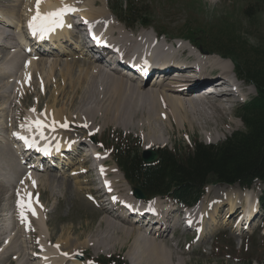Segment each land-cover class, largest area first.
<instances>
[{
  "label": "rangeland",
  "instance_id": "rangeland-1",
  "mask_svg": "<svg viewBox=\"0 0 264 264\" xmlns=\"http://www.w3.org/2000/svg\"><path fill=\"white\" fill-rule=\"evenodd\" d=\"M13 1L14 0H4V10L7 6L13 4ZM132 1L137 5V7L141 6V4L144 5L143 7H145L148 15L147 17L150 20V27H143L140 25H134L130 27L126 24V22H123L117 16L116 11L118 8V4H124V0H94L93 4L95 5L94 7L98 9V11L107 10V12L112 16L109 17V20H112V18H114L119 24L129 27L127 29L131 28L134 31L136 30L137 32L139 30L149 31L152 29L151 27H153V30H155V32L152 30V34L148 33V35L152 36L157 32V34H160L162 38H164V40L169 43V45L172 43L181 45L180 49L178 48L175 52H173L175 53V56H178V58L176 59H183L186 61L192 60V63L201 62L202 66L207 70L208 77H212L211 72L215 70V68H219L216 66L211 67L207 63L208 60H205L203 57H196L195 55H197L196 53L199 50H197L196 48L193 49V47L189 45L187 40L177 39V36L182 37L185 29L189 28L196 30V32L198 31L197 34L205 36L206 39L210 40L213 38L212 35H215V33H220V28H222L223 31L226 32V29H224V25L230 23L231 26L227 30H230L234 25H236V27L239 29L251 32V35H249L248 37L251 43H255L256 40L260 39L264 41V0ZM20 2L21 3L19 5V9L16 12L17 15L14 16L16 18L18 26L23 23V20L21 18H18V14L20 15L22 14V12L24 14L27 13L26 9H24L23 7V4H25V0H20ZM26 3L28 4L30 2L26 1ZM111 7L116 8V10L111 9ZM245 9L248 10L250 16L254 15V18H248V16L244 13ZM10 10L11 9H9L8 12ZM11 26H4L5 34L15 31V36L20 41L23 37V33L20 32V28H13ZM207 32H209L210 35L207 36ZM107 33L109 34L110 39H113L112 41H116L115 37L113 38V35H115L117 38L119 36L116 32L113 31H107ZM156 36V40H154L153 42L157 44L159 41L161 42L162 38L161 36ZM13 44H15V40H13ZM72 44H68V46L66 47L68 50L73 51V53L62 55L63 57H60L58 59L56 58L57 60L54 58L55 56H51V54L50 59L45 58L46 56H43V58L41 56L39 57V59H37L36 56L33 57V59L35 58L36 60H48L46 64L44 63V66H38L39 70L36 72L34 70L35 73L33 75L32 67L30 69H25L27 61L25 62V60H23L26 59L24 58V56H22V61L24 62H21L20 64H18L17 60H15V64L11 65L10 61H8V58H4L3 62L2 60H0V68L3 66L4 68H6V71L4 72V82H6L7 80H10V82H14V91L12 90V88H10V95L8 94V98L7 95H4V98L2 97L1 99L8 101L10 96V100H12L10 102H17V104L19 105V102H21L20 120H28V118L35 120L39 118L41 120L50 121V119L54 117V113L57 111V109H60V107H62L63 109H65V112L61 117V120L64 122H58V124L67 123L68 128L65 129L58 126L56 127L58 129L54 132L53 135L63 137L70 136L77 140H93L98 150L93 155L90 153H85L84 155H82V157L85 155L88 157L93 156V158L96 157V155H100V157L103 156L106 162H104L105 166H107L105 168L115 171H117L116 168L118 169V167L111 158L108 147L112 142H115L119 135L121 137H129L131 140L130 145L132 149L134 151L136 150L138 153H140L144 148L155 150L162 146H165L172 150L190 147L192 141H194L195 139L203 142L202 139L204 138V134L206 132L199 129H192L188 126L184 127L177 120H174L173 117H170L169 122H167L168 113L166 112V107L161 105L159 110L154 111L155 115H151L148 120H142L140 123L125 125L113 124L112 122L104 120L101 116L93 118L91 116V108H87L88 113H85L84 111L82 112V101H84L89 94V92L86 90L87 84L85 80V71L87 70V68L91 67L86 66V64L88 65V60L82 61L83 58L81 59V57H79L78 59H73L76 58L75 56H78V54L76 52L75 45ZM15 47L16 46L14 45V48L4 49V52H19V50H16L19 48ZM74 52H76V55H73ZM55 60L57 62L54 65H51V62ZM78 60H81L82 62ZM36 63H38L36 64V66L39 65V62ZM229 63L228 68L229 70H231V75L233 66L231 65L230 61ZM91 65L97 66V64L95 63H91ZM190 65L192 66V64L189 63L188 66ZM82 67L87 68L82 69ZM92 69L95 68L93 67ZM27 71H30L31 74H26ZM100 73L108 75L104 72ZM9 76H11L10 79ZM29 76L30 79L25 82L24 79ZM114 76H116L117 78V75ZM24 83L27 85L26 88H24ZM239 84L242 91L241 94L237 95L239 97H236L237 100L235 102L231 101L229 102V104H227V106H229V114L224 118L218 117L216 119L218 121L216 123V129L213 130V135L217 136V140L211 142L212 144L220 142L231 132L243 128L241 121L236 115V107L238 104L253 96L255 94V91L252 86L246 85L245 83L241 82ZM149 87V85H146V88ZM84 96L85 98L83 99ZM112 100L115 101V98H113ZM49 107L51 109H48ZM32 108L36 109V114L29 112L27 115V111ZM12 110L13 108H8V111L11 112ZM160 110L165 111V113H159ZM41 112L45 113L46 115L44 117H40L38 114ZM81 114L85 115L86 122L91 120L90 124L87 125V127H83L84 124H82L81 121L79 123H76V120L81 118ZM88 118L90 120H88ZM4 126H6V133H10V131H15L14 126H17L19 130L21 128H24V123L18 121L13 126H9L6 121V123L4 122ZM124 127L127 128L124 129ZM46 133L48 132H45V135ZM5 137L8 138V136H4V138ZM147 137L150 140L156 141H158V138L161 137L165 140V142L163 144H155V146L151 145L149 147H145ZM5 143V139L4 143L0 141V146L4 147ZM80 145H82V143H80ZM2 147H0V149H2ZM75 152L78 151L76 150ZM0 154L1 165L2 163H4V153L2 152ZM79 163L80 161L78 162V160L69 163L67 167L62 169V171H57L56 169V172L54 174H52L53 172L43 173V171L41 170L38 172L35 171V173H38L37 175L48 178L50 181V184L44 182L42 184H36L35 187L32 186L31 188H29L33 197V205L39 213L41 222L37 225L35 224V222L24 221L27 224L26 225L21 223L22 220L20 219L19 215L20 226L25 229L24 235H26L20 237V239L24 242V246L19 249L15 247L13 248V250L10 249L9 251L5 252L4 246L7 244V240H9L14 234V226L16 228V225H18V215L16 217L14 216L18 214V212L15 211V206L12 205L14 193H12V197L10 198V200H8V195L12 192V190L16 189L18 185L26 189L28 183L25 181L23 185H21V181H23L22 177L27 174L28 170H26L24 173L25 167L22 166L21 174H17L16 177L13 176L10 183L16 184L15 186H11L8 183L9 186L8 184L6 185V190L8 192L4 194V197H7V205L5 203V199L2 198L3 195L1 196L0 194V213H4L6 207L8 209V216L6 215L4 216V218H0V264H24L26 263V261L24 257H21V255L24 254H26V256L30 260V262H28L27 264H39L40 260L43 261L42 257H44V254L46 255L47 252H50L46 248V242L50 243V241V248L52 243L53 245L55 243V246L58 245L56 246L55 252L53 254L50 252V254L55 257L56 261H58L57 258H59V256L57 257V253L59 255L60 252L63 251L68 253L70 256L71 250L78 248L77 254L75 253L72 256L74 259L83 261L84 264H97L98 257H107L114 254L120 255L125 260L126 264H143V259L141 257L133 259L132 254L129 252V249L131 248L130 246L137 245L141 249L146 247L148 248L150 257L149 260L151 263L152 261L162 260L163 264H264V216L261 212V208L258 207L257 203V197L259 198L263 189L262 182L255 181L251 185L250 189H244L252 191L250 195V197L252 198L251 202L253 203L252 212L254 213L256 211L260 213V217L256 221H254L252 225H250V227H248L250 230L249 233L244 232L238 234V232L234 229V225L236 224L234 216H232V218L228 219L227 221L225 220L227 218V215L234 211V209L232 211H228V206V208L223 207V209L226 208V216H224L223 219L217 217L219 223L216 227L211 226L210 223V227H208L209 229L212 228L210 232L206 231L200 234L201 228L199 226H197V228H195L193 232L186 230L183 231L180 228L173 229L175 228L176 223L172 219V229L169 231V229L167 228L166 232H164V236L162 237L151 235L149 237V243L147 245H145L144 242L140 240L134 243L133 237H130L125 238L126 241L124 243L121 240H117L118 242H112V244H110L111 246L104 247L102 246L103 243H101L103 241L101 239L103 235H100V230H104L106 228L105 221L107 218L110 219V217L108 215V212L106 213L104 210L103 204H105V202H100L99 200L109 199L105 196H102V193L100 192L101 190L97 189V183L95 184L93 183V181H89L90 179H93V175L91 176L84 171L78 172L75 175H70L71 171L74 170L75 167H81L83 169L89 167V164H87V162L83 163L82 165H80ZM58 165L61 169L65 164H61L60 162V164ZM76 168L75 170H77ZM4 172L13 174V171L11 173L8 168L0 166V175L1 173L4 174ZM117 172L121 175L122 178L123 175L119 171V169ZM114 176H117L119 180L114 181ZM119 177L120 176L113 171L108 175V180H112L111 185L115 190V194L124 199L126 195H128L129 189L132 190V188L126 182L124 177L122 179ZM57 180H59V182H57ZM223 186L224 185L222 184L218 186L210 185V188L211 191L217 193L224 192L230 189L228 186H226L225 188ZM231 187L233 189H239L235 186ZM86 191L88 192V194L86 193ZM233 193L234 192L232 191V193H230L228 196L233 205H235L236 203V213L234 214H237V209L238 212L243 211L244 208L246 209L247 202L245 203L243 200H240V202L237 203L238 200L237 198L233 197ZM88 196L95 198L94 200H91V198H89ZM37 199L39 201L38 204L35 202ZM96 199L98 203H101V206H96ZM204 199L205 198L203 196V198L199 200V205L200 210L202 212L204 211L205 218H208L209 220V218L211 219L213 217H216L217 215L220 216V210L218 211L219 208L214 209L212 206L215 201L217 204L218 201L224 199L213 198L209 201H206ZM174 205L179 207V205H177L176 203ZM44 221L45 223H47L46 226L44 225ZM203 223L204 219H202V221L200 222L201 226ZM115 224L117 223L115 222ZM118 226L121 227L120 225ZM134 227L135 226H130L128 228L132 229ZM236 227L238 226L236 225ZM27 231L30 233V236H27L29 234L27 233ZM43 235L46 239L43 237ZM49 236L50 241L47 240L49 239ZM119 236H122V234H120ZM89 239L91 242H96V246L93 247L87 245V247H80L81 243L86 240L88 241ZM61 242L68 244H66L63 248V243ZM40 251H42L43 254V256L41 255V257L40 253L38 254V252ZM69 256L67 255V258L65 257L62 260L61 264H71L73 259L70 260ZM59 263L60 262H57L56 264Z\"/></svg>",
  "mask_w": 264,
  "mask_h": 264
},
{
  "label": "bare ground",
  "instance_id": "bare-ground-1",
  "mask_svg": "<svg viewBox=\"0 0 264 264\" xmlns=\"http://www.w3.org/2000/svg\"><path fill=\"white\" fill-rule=\"evenodd\" d=\"M26 1H29L30 3L27 4ZM93 2H94V0H63V4H62L61 0H42V3L40 5V12L42 14L47 13V12H52V11H55L59 8L65 7V6L73 8L74 11H72V13H73L72 15H74L75 17L85 19L87 22H89L88 25H91L93 27L92 28L93 30L92 29H90L91 31L89 30V33L91 32V34L85 40V42L88 43L87 48L93 49L95 51V53H97V54L100 53V56L102 54L105 58L107 56L104 55V51H106L108 53H109V51L113 52L114 54L111 56L117 55V58L115 60H111V59H107V60L110 63L114 64V67H117L119 65L120 66L125 65L126 63H130L129 60H133L132 61V63H133L135 60L134 64H136L138 68L135 69V73H134L133 77H136L138 74L139 76L143 77V80L140 82H135L133 77L124 76L122 73H124L126 71V68H122L121 74H118V73L116 74L112 70L104 71L103 70L104 65L94 66V65H91L92 62L90 63V61H87L88 65L86 64V66L87 67L90 66L91 68L82 67V69L87 68V70L85 71V76H86L85 80H86V84H87L86 90L89 92V94L87 95V98L84 101H82V104H83L82 108H84V109L81 108V111L88 113L87 108H91V116L93 118H97V116L98 117L101 116L104 120L112 122L113 124L125 125V124L140 123L142 120L143 121L148 120L151 115H155L154 111L159 110L160 105H161V106L166 107V112L168 113L167 122H169L170 117H173L174 120H177L184 127L188 126L192 129H199V130H203L204 132H206L204 134V138L202 139L204 143H211V142L216 141L217 136L213 135V133H214L213 130L216 129V123L218 121L216 119L218 117L224 118L229 114V111H228L229 106H227V104H229V102H231V101L235 102L237 100L236 97H239L237 95L241 94V91H242L239 83L240 82L243 83V82L241 80H238L239 78L235 75V77L238 80V88L235 91H230V89L226 86L222 87V85H216L215 86L216 89L213 87L210 88L211 90H214L213 92H215V94L206 93V92H205L206 94H201V92H203V91L200 92V88L208 80L213 81V83L215 84L217 79H225V84H228L229 80L231 79V76H230L231 70H229V68H228V63L230 60L226 59V58H222L218 54H213V53L205 54V53H200L198 51L196 53L197 55H195L196 57H198V58L203 57L205 60H208L207 63L211 67L216 66L221 70V73L219 75L215 76V75H213V72L217 69V68H215V70H213L211 72L212 77H208L207 70L205 69V67L202 66L201 62L192 63V60L186 61L183 59L182 60L176 59V58H178V56H175L174 55L175 53H173V52H175L178 48L180 49L181 45H179V44L176 45V43H172L169 45V43H167L164 40V38H162V37H161L162 38L161 42L159 41L156 44L153 42L156 39L153 40L148 36V33L152 34V30L154 28H152L149 31L148 30H145V31L139 30L137 32H136V30L134 31L131 28L127 29L128 27L123 26L122 24H119L114 18H112V20H109V17H112V16L107 12V10L98 11V9L94 7L95 5L93 4ZM12 3L13 4H11L10 6H7L4 10V0H0V25H1L0 26V40L2 38L5 39L4 43H2L0 41L1 42L0 43V60H2V62H3L4 58L5 59L8 58V61H10L11 65H14L15 60H17L18 64H20L21 62H24V61H22V56H24V58L27 59V60L23 59V60H25V62L27 61L26 65H25L26 66L25 69H30L32 67L33 68L32 69V75H33L36 71L39 70L38 66H40V67L44 66V63L46 64V62L48 60H36L35 58L33 59L32 56H35V55H32L31 53L28 52L29 48H27V50L22 49L20 51V49L22 47L21 48L18 47L19 49H16V50H19V52H14V53L13 52L12 53L4 52V49L14 48V45L17 47L16 42H15V44H13V40L16 41L15 31L12 33L5 34L4 26L14 25L11 27L20 28V32L23 33L24 27H28L29 19L31 18L32 15L35 14L36 0H25V4H23V7H24V9H26L27 13L24 14L22 12V14H20V15L18 14V18H21L23 20V23L20 26H18V24L16 22V18L14 16L17 15L16 12L19 9V5L21 2H20V0H14ZM9 9H11V10L8 12ZM72 20L74 21V19H72ZM73 21H70V18L66 14L64 17V26L56 28L53 32L48 34V36H55L56 37V38H54L55 41L56 40L61 41L60 44H58L56 42L51 43L52 46L59 49V52H57L55 49L42 51L38 55H36L37 59H39V57H41V56H42V58H43V56H46L45 58L50 59L51 58L50 54H51V56H55L54 57L55 59L56 58L58 59L60 57H63L62 55H67L68 53L69 54L73 53L72 51H69L66 47L72 41L73 32L69 30V27H70V25H72V23H74ZM77 21L80 22L79 20H77ZM100 23L102 24L103 27L101 26ZM78 24L80 25V23H78ZM72 27L74 28V25H72ZM83 29H86V28H83ZM85 31H87V30H85ZM107 31L108 32L113 31L119 35L118 38L115 35H113V38L115 37L116 41H112L113 39H110ZM131 31H133V32H131ZM153 31L155 32V30H153ZM155 35H156V33H155ZM43 39L37 38V42H38L36 44L37 48L43 49V47H45L46 43H42ZM150 41L153 43H151ZM165 42L167 43L166 45H165ZM175 42H176V40H175ZM167 45L169 46V49H167V51H163L164 47H166V48L168 47ZM189 45H191V44L189 43ZM170 47H171V49H170ZM191 47H193V45H191ZM16 50H14V51H16ZM54 51H55V54H54ZM135 52L143 53V55H141L142 58L135 59L133 57L135 55ZM160 52H162V54H160ZM153 53H156L154 56L155 58H160V59L154 60V57H149L147 55V54H153ZM105 54H107V53H105ZM180 55H182V54H180ZM82 56L83 55L80 54L78 56H75L76 58H73V59H78L79 57H82ZM145 56H147V57H145ZM54 58H53V60H54ZM56 60L52 61L51 65H54L57 62ZM78 61H81V60H78ZM82 61H86V60L82 59ZM36 62H39V65L36 66V64H38ZM189 63L192 64V66L191 65L188 66ZM203 63H206V62H203ZM231 65H232V63H231ZM93 67L95 69H92ZM173 68H180V70H185L187 72L190 71L191 74H186V75L191 76L193 73V77L185 79L184 77L186 75L184 73L182 75L179 74L180 77L170 76V73H172L174 75L177 72V71L176 72L172 71ZM82 69H78V70H82ZM34 70H35V72H34ZM157 70H159L158 72L162 76H164L165 79L161 83H156V81H154L153 83L146 82V77H148V75H150V73L155 72ZM5 71H6V68H4V66L0 68V141L3 143H4V139L6 141L4 147L0 146V147H2V149H0V153H2V152L4 153V163H2L0 166H2L4 168H8L11 171V173L13 171V174H10V173L8 174V173L4 172V174L1 173V175H0V194H1V196L3 195L2 198L5 199L6 205H7V197H4V194H6L8 192L6 190V185L9 183L11 186H15L16 183H14V184L10 183L11 179L13 178V176L16 177L17 174L18 175L21 174V172H22L21 167H22V165L24 166V161H25V159L22 157L19 158V161L17 160V157L20 156V154H19L20 152L16 149L17 146L13 145L12 143H15V142L18 143L19 141L16 140V136H14L13 133H16L19 136H23V137L27 138L30 144L34 140L35 141L34 146H36L40 143H43V145H39L36 147L33 146L34 148L30 149V147H29L27 149V150H29V154H28L29 156L37 154V152H38L41 159H40V163L38 165L33 164V165L37 166L36 168H33V166L31 168L24 166L25 167L24 173L26 170H28V171H27V174H25L23 177L21 175V177L23 179V183L25 181L28 183L26 186V189L24 187H20V185H18L16 187V189L12 190V192L8 195V200H10V198L12 197V193H14L12 205L15 206V211L18 212L17 203H16L18 191H21V192L26 191V192L31 193L29 188H31L33 186V184H32L33 181H35V184H40V183L42 184L44 182L47 184H50V181L48 178H44L43 176L37 175L38 173H35V171L38 172V171L42 170L43 166H46V169H45V171H43V173L53 172L52 174H54L56 172V165H57V168H59L58 164H60V162H61V164H66L70 160H72V159H69V156H70L69 154L74 156V154L77 153L75 151L78 148L81 150L82 149L89 150V149H88V144H87V147L86 146L85 147L80 146V143H82L83 145L85 144V142L83 140H80V139L77 140V139H74L70 136L69 137L68 136H64V137L63 136H54L53 134L58 128H56V130L54 132H49L47 129H45V132H48L45 135V139H41V138L39 139L38 136H35L34 133L30 135L28 132H26L24 130V128H21L19 130L18 129L19 125H18V127L14 126V128H15L14 132L10 131V133H6V126H4V122L6 123V121H7L9 126H13L18 121L24 123V125H25L29 120H33V119L28 118V120H24V119L20 120V118H21V116H20L21 102H19L20 105L17 104V102L16 103L10 102V101H12V100H10V96H9L8 101L6 100L7 103L4 99H1L2 97L4 98V95H7V98H8V94L10 95V90H9L10 88H12V90L14 91V89H13L14 82H12V81L10 82V80H7L6 82H4V72ZM100 72L107 73L108 75L101 74ZM27 73L31 74L30 71H27L26 74ZM232 74H233V69H232ZM114 75H117V78ZM10 78H11V76H9V79ZM24 81H25V79H24ZM146 85H149L150 87L146 88ZM26 87H27V85L24 83V88H26ZM198 89H199V91H198ZM108 93H109V96H108ZM84 98H85V96L83 97V99ZM113 98H115V101L112 100ZM22 99H24V98H22ZM20 100H21V98H20ZM9 107L13 108V110L11 112L8 111ZM48 109H51V108L49 107ZM29 112L30 111L28 110L27 115ZM64 112H65V109L60 107V109H57V111L55 113L53 112L54 117L52 119H50V121L54 120L57 122V124H58V122H60V123L64 122L61 120V117L63 116ZM159 113H165V111L160 110ZM81 115H82L81 118L76 120L77 121L76 123H79L81 121L82 124L89 125L91 120L88 118V120H90V121L86 122L85 115H83V114H81ZM120 122H122V123H120ZM219 126H220V124H219ZM126 128L127 127H124V129H126ZM12 135L14 138L12 137ZM4 136H8V138L7 137L4 138ZM22 142H23V140H22ZM164 142H165V140L162 139L161 137L158 138V141L150 140L147 137L146 142H145V147H149L151 145L155 146V144H163ZM69 145H70V147H68ZM54 146H56V148H57L56 150L54 149ZM91 147H94V152H96L98 150L96 145L95 146L92 145ZM12 148H14V149H12ZM37 149H39V150H37ZM45 149L47 151H45ZM144 149H147V148H144ZM148 149H150V148H148ZM51 150L54 151L55 155L49 154L51 152ZM26 151H25V153H26ZM61 151L67 152L66 157H64L65 161H62V159H60V152ZM0 157H1V154H0ZM98 157H100V155H98ZM25 158H27V157L25 156ZM100 159H101L102 164H103L105 162V159L103 158V156H101ZM77 160H78V162L80 161V163H79L80 165H82L83 163H86V162L88 164V161L83 159V158L79 157V159H76V158L74 159V161H77ZM99 166L102 167L101 169H103V171H101V169H100V172H98V174H102V172H103V175L108 176L110 173H112L114 171L117 175L120 176L119 178H121V175L117 172L118 171L117 168H116L117 171H115V170H110L108 168H107L108 169L107 170L105 167H103L101 165V163ZM54 168H55V170H54ZM75 168H74V170L71 171L70 175H75L78 172L84 171V172H87L88 174H90L91 176L93 175V179H90L89 181H91V182L93 181V183L96 184L98 182V180H100V178L97 179L96 177H94V174H97L96 170H98V169H96V167L95 168L87 167L85 169L79 167V168H76L77 170H75ZM108 172H110V173H108ZM118 180L119 179L117 178V176H114V181H118ZM111 181L109 180V182H108L109 187L108 186L104 187L103 192H107V191L111 192L112 191L113 186L111 185ZM57 182H59V180H57ZM9 184H8V186H9ZM21 185H23V184L21 183ZM223 187L225 188L226 186H223ZM229 188L230 189L227 191L217 193V192L211 191L210 185H208L206 187L205 193L203 195L205 198L204 200L209 201L213 198H222L224 200H220V201L217 200L218 201L217 204L215 201L213 203L212 207L214 209L220 208L221 206L219 204L225 203V204H227V208L229 206L228 211H232L234 209V211H232V213H236L235 212L236 211V209H235L236 203H235V205H233V203L231 202V200L228 196L233 191L235 193V194L233 193V197L237 198V200H238L237 203L240 202V200H243V201L247 202V205H248L246 207V209H244L243 211L240 212V215L242 214L243 215L242 217H244V218L246 217V219L251 218L253 215L252 214L253 213L252 212L253 211V208H252L253 203L251 202L252 198L250 197L252 191L251 190H244V189L239 190L236 188L233 189L232 187H229ZM97 189H100L99 185L97 186ZM128 189H129V187H128ZM100 190H101L100 192H102V189H100ZM86 193L88 194L87 191H86ZM103 194H102V196H104ZM210 194H211V196H210ZM1 196H0V198H1ZM109 197H111V195ZM89 198L94 200L95 197H89ZM126 198H128V199L131 198V200H134V201L137 200V198H135L132 195L131 189H129L128 195H126V197L124 199H122L121 204L116 203V205H115L116 208L124 210V208H126V207H124L126 205V203H125ZM99 201L105 202V204H103L104 210L106 213L108 212V215L110 217V219L107 218L105 221L106 222V225H105L106 228L104 227L105 228L104 230H100V235L101 234L103 235L101 238L103 241L101 243H103L102 246H104V247L111 246L110 244H112V242H114V241L118 242L117 240H121L124 243L126 241L125 238H130V237H133L134 243H136L138 240H140V241L144 242L145 245H147L149 243V237L151 235H156L158 237H162V236H164V232H166L167 228L169 229V231L172 229L173 226H172L171 221H173V220L171 219V217L169 215H171L173 212H175L173 210H177V207H175L174 205L169 203V202H171L169 197L154 198L151 202H156L157 204H165V203L167 204L165 206V207H167V209H165L164 207L162 208V210L163 209L165 210V211L163 210V213H162L163 214L162 220L163 219H166V220L169 219L168 221H170L171 223H167V225H166L164 222L156 221L155 219H152L153 215L151 213L146 216L145 210L148 209L149 206L142 208L140 206H137V204H135V203H132V205L129 206L130 209H129L128 214L123 215V217H120V219H121L120 220L119 218H115L109 214V211H111L112 208H114V207L112 205L110 206L108 204L107 199H100ZM96 202H97V199H96ZM199 202L196 203L195 206H193L189 211L194 216H196V218H197L196 224H198V222L200 223L202 221V219H204V223L202 224L201 230H200V234H201V233L208 231L207 228L210 227L209 226L210 223H211V226L216 227L218 225L219 221H217L218 215L216 217L211 218V219L209 218V220H208V218H205L204 211L202 212L200 210ZM145 204H150V203H145ZM32 206L35 209L36 215L33 216L30 212H27L26 213V219L24 221L35 222V224L38 225L41 222L40 217H39V213L33 204H32ZM98 206H101V203L97 202V207ZM143 206H146V205H143ZM228 211H227V214H228ZM237 212H238V209H237ZM7 214H8V209L6 207L5 212L0 213V218H4V216H6ZM19 215H20L19 212H18V214L14 215L15 217L17 216V218H18V221H17L18 225H16V228L14 226V228H13L15 230L14 234L12 235V237L9 240H7L8 242L4 246L5 252L9 251L10 249L13 250V248H15V247H17L19 249L22 246H24V242H23V240L20 239V237L26 236V235H24L25 229L22 226H20ZM133 216H136L135 223L134 224L128 223V221L126 219L133 217ZM227 217H228V215H227ZM240 217L238 219H240ZM143 218H146L147 223L151 225L149 233H147V234H146V232L144 233L143 231H141V228L138 226L139 222ZM24 221H21V223L26 224ZM131 221H133V218L130 220V222ZM115 222L123 228L119 227L117 224H115ZM154 223H156V224H154ZM46 224L47 223H45V221H44L45 226H46ZM125 225L128 227H130V226H135V227L130 229V228L126 227ZM236 225L238 226V223L235 224L234 227ZM152 230H154V231L152 233H150V231H152ZM27 233H29V232L27 231ZM120 234H122V236H119ZM27 236H30V233ZM43 237L45 238L44 235H43ZM47 240L50 241V236H49V239H47ZM88 241L86 240L83 243H81L80 247H87V245H90L93 247L96 246V242H91L90 239ZM50 243H51V241H50ZM50 243L46 242V248H47V250H49L53 254L55 252L56 246H58V245L55 246V243H54V245L52 243L51 248H50ZM61 243H63L62 244L63 248L66 244H68V243H64V242H61ZM56 244H59V243H56ZM130 247L131 248L129 249V252L132 254L133 259H137V258L141 257L143 259V264H163L162 260L152 261V263L150 262L149 250L147 247L143 248V249H141L137 245H132ZM66 248H68V247H66ZM77 249L71 250L70 256L68 253L63 252V251L60 252L59 255L57 253V257L59 256V258L56 257L58 261L55 260V257L52 256L50 254V252H47L46 255L44 254V257H42L43 261L40 260L39 264H41V262H42V264L43 263L44 264H54V263L56 264L57 262H60L59 264H61L62 260L65 257L67 258V255L70 257V260L73 259V261H72L73 264H84L83 261H81L79 259H74L72 256L75 253L77 254V252H78ZM39 253H40V257H41V255L43 256L42 251L38 252V254ZM65 253L67 255H64ZM71 256H72V258H71ZM21 257H24V259L26 261V263H24V264H27L28 262H30L29 258L26 256V254L21 255Z\"/></svg>",
  "mask_w": 264,
  "mask_h": 264
},
{
  "label": "trees",
  "instance_id": "trees-1",
  "mask_svg": "<svg viewBox=\"0 0 264 264\" xmlns=\"http://www.w3.org/2000/svg\"><path fill=\"white\" fill-rule=\"evenodd\" d=\"M143 6L124 0V4H118L116 14L130 27H148L150 20ZM244 13L254 18L247 9ZM230 26L225 24L226 32L220 28V33L212 35L210 40L189 28L182 36L196 48L230 58L236 76L254 87L255 94L236 107L242 129L214 144L195 139L190 147L172 150L160 147L156 150V161L150 163H145L140 153L132 149L129 137L119 135L108 147L126 181L146 199L169 196L178 204H191L209 184H238L248 188L259 180L263 184L259 200L264 209V41L251 43L248 39L251 32L236 25L227 30ZM97 263L126 264L120 255L98 257Z\"/></svg>",
  "mask_w": 264,
  "mask_h": 264
},
{
  "label": "snow or ice",
  "instance_id": "snow-or-ice-1",
  "mask_svg": "<svg viewBox=\"0 0 264 264\" xmlns=\"http://www.w3.org/2000/svg\"><path fill=\"white\" fill-rule=\"evenodd\" d=\"M42 3V0H36L35 3V14L31 16V18L28 21V29L30 33L33 36H39V38L43 39L46 35L53 32L56 28L63 27L64 26V17L66 14L71 13L74 11L73 8L65 6L62 8H59L52 12L47 13H41L40 12V5ZM61 3L63 4V0H61ZM30 79V77L25 78V82H27ZM33 114H36V109L32 108L29 110ZM40 117H44L46 114L41 112L38 114ZM62 127L67 129L68 124H57L56 121H47V120H41L39 118L35 120H29L23 127L26 132H28L30 135L35 134V136H38L41 139H45V129H47L49 132H54L56 130V127ZM83 127H87V125H83ZM14 136H16L17 139H21L24 141V143L32 147L34 146L35 141L30 144L28 139L19 136L16 133H13ZM39 150V149H37ZM45 151H47L45 149ZM99 158V157H98ZM103 171V169H101ZM23 184V181H21ZM33 187L36 186L35 181L32 182ZM37 204L39 203L38 199L35 201ZM17 210L20 214V218L22 221L26 219V213L30 212L33 216L36 215L35 209L33 208V197L32 193L30 192H17ZM64 255H67L66 253Z\"/></svg>",
  "mask_w": 264,
  "mask_h": 264
},
{
  "label": "water",
  "instance_id": "water-1",
  "mask_svg": "<svg viewBox=\"0 0 264 264\" xmlns=\"http://www.w3.org/2000/svg\"><path fill=\"white\" fill-rule=\"evenodd\" d=\"M157 157H158L157 152L152 150V149H144L141 152V158L146 163L154 162L157 159ZM133 191L139 197H141V198L143 197L142 193L139 190H137L136 188H134Z\"/></svg>",
  "mask_w": 264,
  "mask_h": 264
}]
</instances>
